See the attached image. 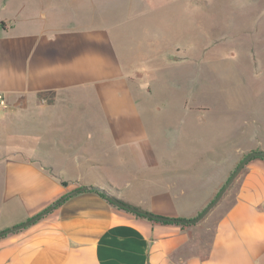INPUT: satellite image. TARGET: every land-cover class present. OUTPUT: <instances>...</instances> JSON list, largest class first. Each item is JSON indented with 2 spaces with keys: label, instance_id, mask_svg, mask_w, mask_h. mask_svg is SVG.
Listing matches in <instances>:
<instances>
[{
  "label": "crops",
  "instance_id": "obj_1",
  "mask_svg": "<svg viewBox=\"0 0 264 264\" xmlns=\"http://www.w3.org/2000/svg\"><path fill=\"white\" fill-rule=\"evenodd\" d=\"M70 5L0 0V131L62 144V177L34 149L29 159L0 163V215L17 214L0 231L85 185L156 215L193 218L211 200L210 173L195 171V163L165 165L168 156L153 149L138 113L139 85L116 51L112 26ZM247 167L212 229L138 218L85 191L0 237V264H264V161ZM114 170L124 177H112Z\"/></svg>",
  "mask_w": 264,
  "mask_h": 264
},
{
  "label": "rangeland",
  "instance_id": "obj_2",
  "mask_svg": "<svg viewBox=\"0 0 264 264\" xmlns=\"http://www.w3.org/2000/svg\"><path fill=\"white\" fill-rule=\"evenodd\" d=\"M68 4L76 13L96 11L94 22L112 26L116 51L139 85L134 95L138 113L153 149L168 156L167 167L180 170L195 163V171L209 172L212 200L248 152L264 151V0H68ZM59 135L60 131L55 137ZM60 147L59 142L0 131V163L11 156L29 159L34 149L56 162L54 173L62 177ZM107 147L102 150L120 166L118 153ZM93 150L100 151L96 146ZM248 164L212 210L192 226L212 229L232 203ZM116 170L112 177L123 178ZM15 216L0 215V224Z\"/></svg>",
  "mask_w": 264,
  "mask_h": 264
},
{
  "label": "water",
  "instance_id": "obj_3",
  "mask_svg": "<svg viewBox=\"0 0 264 264\" xmlns=\"http://www.w3.org/2000/svg\"><path fill=\"white\" fill-rule=\"evenodd\" d=\"M260 158L264 160V151L258 150V151H250L248 152L237 164V166L234 168V170L231 172L229 175L228 179L226 182L223 184V186L219 189L215 197L203 208L199 214H197L193 218H171V217H165L161 215H156L151 212L145 211L143 209H140L138 207L129 205L127 203H124L123 201L117 199L113 195H111L106 189L96 186V185H85V186H80L79 188L72 190L68 192L67 194L63 195L60 197L58 200L53 202L50 206L45 208L43 211L38 213L37 215L29 218L28 220L17 224L15 226H11L7 229L1 230L0 231V237H3L5 235L11 234L13 232H16L22 228H25L29 226L30 224L34 223L35 221L39 220L42 216L46 215L53 209H55L57 206H59L62 202H64L66 199L69 197L85 192V191H94L102 194L109 202H111L113 205L116 207L123 209L127 212L137 214L140 216H143L146 219L153 220V221H158V222H166V223H173V224H184V225H191V224H196L199 221H201L211 210L212 208L220 201V199L223 197L225 192L228 190V188L231 186L235 178L238 176V174L241 172V170L253 159Z\"/></svg>",
  "mask_w": 264,
  "mask_h": 264
},
{
  "label": "trees",
  "instance_id": "obj_4",
  "mask_svg": "<svg viewBox=\"0 0 264 264\" xmlns=\"http://www.w3.org/2000/svg\"><path fill=\"white\" fill-rule=\"evenodd\" d=\"M257 159V158H256ZM260 159V158H259ZM261 160H263V159H261ZM264 161V160H263ZM61 184L62 185H66V182H61ZM101 195V194H100ZM102 197H104L103 195H101ZM111 203V202H110ZM113 205V204H112ZM115 206V205H114ZM121 210H123V209H121ZM123 211H125V210H123ZM127 212V211H126ZM128 213H130V212H128ZM131 214H133V213H131ZM134 216H136V217H138V218H144L143 216H140V215H137V214H133ZM144 219H146V218H144ZM147 220H149V219H147ZM149 221H153V220H149ZM153 222H158V221H153ZM163 223H166V222H163ZM179 226H181V227H185L186 225H184V224H180Z\"/></svg>",
  "mask_w": 264,
  "mask_h": 264
},
{
  "label": "built area",
  "instance_id": "obj_5",
  "mask_svg": "<svg viewBox=\"0 0 264 264\" xmlns=\"http://www.w3.org/2000/svg\"><path fill=\"white\" fill-rule=\"evenodd\" d=\"M0 106H3V107L5 106L4 105V100H3L2 96H0Z\"/></svg>",
  "mask_w": 264,
  "mask_h": 264
}]
</instances>
